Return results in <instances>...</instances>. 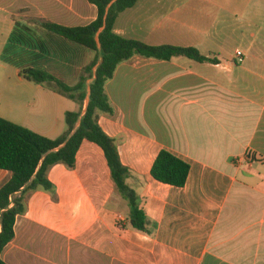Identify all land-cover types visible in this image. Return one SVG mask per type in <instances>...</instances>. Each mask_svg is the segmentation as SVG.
Segmentation results:
<instances>
[{"label":"crops","instance_id":"obj_1","mask_svg":"<svg viewBox=\"0 0 264 264\" xmlns=\"http://www.w3.org/2000/svg\"><path fill=\"white\" fill-rule=\"evenodd\" d=\"M212 0H138L116 20L117 35L151 46L195 48L199 34L212 43L225 35L203 33ZM241 0L237 15L260 10ZM237 13V14H236ZM97 18L88 0H0V118L55 140L66 130L65 115L86 110L54 84L23 79L37 69L68 87L85 76L95 53L43 27H85ZM226 24V23H225ZM213 28V27H212ZM263 30L262 26H258ZM239 38L246 41L243 30ZM97 43V42H96ZM214 62L177 56L162 61L141 56L120 63L104 86L112 109L99 114L113 139L127 186L139 198L150 233L124 229L129 212L115 189L105 156L84 141L75 168L53 166L48 179L57 200L44 191L27 195L15 238L5 248L7 264H264V51ZM241 56L243 62H237ZM100 62V61H99ZM96 67L93 68V73ZM161 151L190 167L183 188L150 174ZM11 173L0 170V187Z\"/></svg>","mask_w":264,"mask_h":264},{"label":"trees","instance_id":"obj_2","mask_svg":"<svg viewBox=\"0 0 264 264\" xmlns=\"http://www.w3.org/2000/svg\"><path fill=\"white\" fill-rule=\"evenodd\" d=\"M137 1L88 0L89 4L96 7L97 18L85 27L67 28L56 24H43L48 31L94 52L95 58L85 68V76L80 78L75 87H68L52 75L37 69L22 70L21 77L39 85L54 84L58 92L81 105L86 96V81L92 79L89 102L83 115L66 113V130L55 140L0 118V170L11 173V178L0 187V264H7L2 254L15 238L17 217L26 213L27 195L41 190L56 201L55 188L48 179L49 170L55 165L74 169L77 151L84 141L101 148L115 189L127 203L129 212L125 224L121 227L144 234L150 233V223L140 208L139 198L126 184L129 171L122 165L113 139L109 138L99 125V114L112 113L104 91L105 83L112 78L120 63L136 55L162 61H169L177 56L198 63H212L214 60L201 55L196 48L151 46L117 35L114 31L117 18L124 11L133 8ZM103 26L99 33V48L96 36ZM94 67L96 69L93 73ZM189 172L187 163L167 151H161L152 165L150 174L161 184L183 188Z\"/></svg>","mask_w":264,"mask_h":264},{"label":"rangeland","instance_id":"obj_3","mask_svg":"<svg viewBox=\"0 0 264 264\" xmlns=\"http://www.w3.org/2000/svg\"><path fill=\"white\" fill-rule=\"evenodd\" d=\"M241 0H212L211 2L215 4L213 5H199V9H207L208 18L205 22L199 23V30L203 33H212L218 35H225L222 37L219 43L210 42L207 40H202V34H199L198 46L195 47L200 53L210 52L212 55L216 57L220 56L224 59H231V57L237 55L239 52H246L249 49V43H253L251 51L249 53L256 54L259 50L264 51V31L259 30L258 26H262L264 29V17L261 16L260 10L255 13L251 11L247 16L249 18V22H252V26L248 28V26L242 22L241 19L238 18L237 15L228 14L221 12L218 8H224L229 11H236ZM259 0H252L254 10V6L258 3ZM237 14V13H236ZM226 23V24H225ZM213 27V28H212ZM239 30L244 31V35L246 36V41H241L239 38ZM2 64L0 63V79L1 73L3 71Z\"/></svg>","mask_w":264,"mask_h":264},{"label":"water","instance_id":"obj_4","mask_svg":"<svg viewBox=\"0 0 264 264\" xmlns=\"http://www.w3.org/2000/svg\"><path fill=\"white\" fill-rule=\"evenodd\" d=\"M113 3V2H112ZM111 3V4H112ZM111 4L108 6V8L111 6ZM104 26L99 30L97 36H96V42H97V45L98 47L100 48V43H99V33L103 30ZM89 102V101H88Z\"/></svg>","mask_w":264,"mask_h":264},{"label":"built area","instance_id":"obj_5","mask_svg":"<svg viewBox=\"0 0 264 264\" xmlns=\"http://www.w3.org/2000/svg\"><path fill=\"white\" fill-rule=\"evenodd\" d=\"M243 62V59L241 56H237V62L235 64H241Z\"/></svg>","mask_w":264,"mask_h":264}]
</instances>
